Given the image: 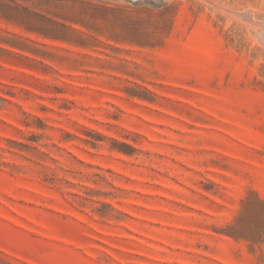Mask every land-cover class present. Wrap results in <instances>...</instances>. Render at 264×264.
I'll use <instances>...</instances> for the list:
<instances>
[{
  "label": "rangeland",
  "instance_id": "obj_1",
  "mask_svg": "<svg viewBox=\"0 0 264 264\" xmlns=\"http://www.w3.org/2000/svg\"><path fill=\"white\" fill-rule=\"evenodd\" d=\"M0 264H264V0H0Z\"/></svg>",
  "mask_w": 264,
  "mask_h": 264
}]
</instances>
